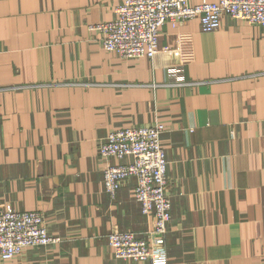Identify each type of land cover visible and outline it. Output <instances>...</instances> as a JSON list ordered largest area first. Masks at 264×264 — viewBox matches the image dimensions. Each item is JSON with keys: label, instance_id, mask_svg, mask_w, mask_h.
I'll return each mask as SVG.
<instances>
[{"label": "crops", "instance_id": "0c3cea01", "mask_svg": "<svg viewBox=\"0 0 264 264\" xmlns=\"http://www.w3.org/2000/svg\"><path fill=\"white\" fill-rule=\"evenodd\" d=\"M121 1L0 0V207L42 212L60 238L0 264H149L108 245L111 230L143 237L152 218L133 176L113 196L104 187L106 164L131 157L98 147L110 130L154 122L165 126L167 264H264V26L166 22L153 58H123L89 28Z\"/></svg>", "mask_w": 264, "mask_h": 264}, {"label": "built area", "instance_id": "2783aa9c", "mask_svg": "<svg viewBox=\"0 0 264 264\" xmlns=\"http://www.w3.org/2000/svg\"><path fill=\"white\" fill-rule=\"evenodd\" d=\"M111 20L89 24L100 32L104 50L123 58H153L158 35L166 22L175 25L198 18L203 31L216 30L223 15L264 26V0H216L189 4L188 0H122ZM183 83V82H182ZM165 126L160 122L110 130L101 140L99 155L121 159L127 163L106 164L104 187L112 196L120 182L133 176V196L141 212L152 218V227L143 237L134 232L111 230L108 245L115 258L167 264L168 256L162 238L171 215L168 194L167 159L160 135ZM51 235L42 212L12 210L0 207V257L10 259L31 247L47 246L59 241Z\"/></svg>", "mask_w": 264, "mask_h": 264}, {"label": "rangeland", "instance_id": "374dc122", "mask_svg": "<svg viewBox=\"0 0 264 264\" xmlns=\"http://www.w3.org/2000/svg\"><path fill=\"white\" fill-rule=\"evenodd\" d=\"M96 24V23H95Z\"/></svg>", "mask_w": 264, "mask_h": 264}]
</instances>
